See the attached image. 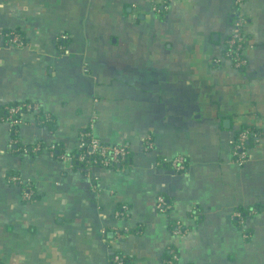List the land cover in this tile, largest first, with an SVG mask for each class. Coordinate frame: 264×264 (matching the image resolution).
<instances>
[{"label":"crops","instance_id":"0c3cea01","mask_svg":"<svg viewBox=\"0 0 264 264\" xmlns=\"http://www.w3.org/2000/svg\"><path fill=\"white\" fill-rule=\"evenodd\" d=\"M155 1L0 0V264H264V0L241 3L243 68L224 53L235 0ZM20 102L38 108L13 130ZM85 133L129 157L50 152Z\"/></svg>","mask_w":264,"mask_h":264},{"label":"built area","instance_id":"2783aa9c","mask_svg":"<svg viewBox=\"0 0 264 264\" xmlns=\"http://www.w3.org/2000/svg\"><path fill=\"white\" fill-rule=\"evenodd\" d=\"M170 0H156L153 6V9L156 12H161L168 6ZM243 0H235V5L239 6V9L235 7V16L236 19L233 22V29L230 37L227 40L225 48V56L233 63L237 68H243L247 65V56L246 50L248 47V39L244 31V20L241 13V3ZM162 7V8H161ZM11 42L15 44H22L20 37L18 35H11ZM37 105L32 103H25L18 106H13L8 109V122L12 126H19L23 123L22 118H16L15 115L22 113L23 115L26 112L36 111ZM254 132L250 129H245L240 131L235 139L232 140L233 147L236 151L237 161L244 163L248 158V143L250 139L254 136ZM40 145L35 147L34 150H40ZM49 150L52 154H55L57 151V146L51 145ZM57 154V152H56ZM130 151L126 146L123 145H110L103 143L99 139H96L91 135V133H85L83 141H81V152L75 156L67 153L57 154L58 157L64 161H68L72 164L81 163L86 167L94 165H103V166H114L121 162H124L129 157ZM171 166L175 171L182 172L186 169L185 158L182 155L175 157ZM9 182L13 184L23 185V180L18 175L9 176ZM29 188V187H28ZM22 188L23 197L26 200H32L34 198V191L32 189ZM169 202L164 196H159L157 198L156 207L158 210L164 212L169 209ZM123 209H126L125 207ZM123 212H121L122 214ZM238 217H242L240 212H237ZM178 227L181 226V223H177ZM182 231V230H181ZM176 258V256H174ZM113 264H125V260L122 255L115 253L112 256Z\"/></svg>","mask_w":264,"mask_h":264},{"label":"trees","instance_id":"16d2710c","mask_svg":"<svg viewBox=\"0 0 264 264\" xmlns=\"http://www.w3.org/2000/svg\"><path fill=\"white\" fill-rule=\"evenodd\" d=\"M235 8L236 9H239V6L238 5H235ZM235 19H236V16H234V19H233V22L235 21ZM25 103H32V102H20V103H13V104H11V105H8V107L5 109V114H6V116H5V118H6V120H8V109L10 108V107H13V106H18V105H22V104H25ZM33 104V103H32ZM15 117L16 118H23V114L22 113H18V114H16L15 115ZM47 119H49V118H47ZM42 120V119H41ZM46 121H49V120H46ZM43 122H44V120H43ZM13 127V130H17L16 128L18 127V126H12ZM249 144V143H248ZM42 147V146H41ZM57 150L58 151H55V152H57V154H60V153H62V151L57 147ZM72 155H76V154H72ZM79 164V163H78ZM79 165H81V163L79 164ZM83 165V164H82ZM183 229V228H182ZM120 255H122L123 256V258H124V260L126 261V257L122 254V253H120V252H118Z\"/></svg>","mask_w":264,"mask_h":264}]
</instances>
